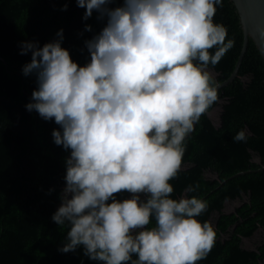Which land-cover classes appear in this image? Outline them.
<instances>
[{
  "label": "clouds",
  "instance_id": "9594fccd",
  "mask_svg": "<svg viewBox=\"0 0 264 264\" xmlns=\"http://www.w3.org/2000/svg\"><path fill=\"white\" fill-rule=\"evenodd\" d=\"M112 2L77 0L84 20L95 12L105 22L85 41L83 66L62 47L63 29L42 47L20 42V54L31 53L22 72L37 85L25 107L59 125L53 142L70 153L51 217L69 227L58 251L82 247L98 264H196L216 241L212 224L197 219L207 202L171 198L169 181L181 169L186 138L218 100L208 67L234 46L213 22L223 0ZM233 140H246V131Z\"/></svg>",
  "mask_w": 264,
  "mask_h": 264
},
{
  "label": "trees",
  "instance_id": "16d2710c",
  "mask_svg": "<svg viewBox=\"0 0 264 264\" xmlns=\"http://www.w3.org/2000/svg\"><path fill=\"white\" fill-rule=\"evenodd\" d=\"M122 3L113 0L111 7ZM65 4L67 10H62ZM85 11L77 0H0V56L8 62L0 59V264H98L84 255L82 247L58 251L69 227H59L51 217L61 204L70 153L53 142L52 131L59 125L26 109L37 85L35 76L22 72L31 53L20 54V42L38 41L42 47L63 29L62 47L85 65L90 59L85 41L105 26L95 12L84 20ZM213 22L227 28L225 42L234 40L222 59L208 67L216 70L217 84L233 72L244 34L231 0L217 6ZM86 25L92 31H85ZM217 91V102L185 140L181 169L169 181L174 189L171 198L195 196L207 202L197 219L212 224L216 241L196 264H262L264 241L255 249L242 246L243 238L264 228V59L252 39L237 77ZM218 105L222 111L216 125L210 111ZM241 130L246 131V140L234 141ZM116 195L121 200L130 196ZM236 199L241 202L235 210L225 212L226 202ZM155 223L153 219L146 227Z\"/></svg>",
  "mask_w": 264,
  "mask_h": 264
},
{
  "label": "water",
  "instance_id": "95a60500",
  "mask_svg": "<svg viewBox=\"0 0 264 264\" xmlns=\"http://www.w3.org/2000/svg\"><path fill=\"white\" fill-rule=\"evenodd\" d=\"M240 17L244 40L236 66L231 75L222 82H218V89L231 83L239 72V67L248 49L250 39L253 40L264 59V0H231ZM6 65L8 62L0 56ZM216 73V70H213ZM217 89V90H218ZM241 173V172H239ZM237 173V174H239ZM235 176V175H233Z\"/></svg>",
  "mask_w": 264,
  "mask_h": 264
},
{
  "label": "rangeland",
  "instance_id": "374dc122",
  "mask_svg": "<svg viewBox=\"0 0 264 264\" xmlns=\"http://www.w3.org/2000/svg\"><path fill=\"white\" fill-rule=\"evenodd\" d=\"M208 70L212 73V75L215 74V72L212 69H208ZM221 111H222V107L218 105L210 112V116L212 117L216 125H218L221 120ZM256 160L259 161L258 158H256ZM240 202H241L240 199L227 201L225 206V212H231L235 210V207L239 205ZM263 241H264V228H260L252 237L243 238L242 246L248 249H255Z\"/></svg>",
  "mask_w": 264,
  "mask_h": 264
},
{
  "label": "flooded vegetation",
  "instance_id": "af4514ba",
  "mask_svg": "<svg viewBox=\"0 0 264 264\" xmlns=\"http://www.w3.org/2000/svg\"><path fill=\"white\" fill-rule=\"evenodd\" d=\"M243 241V240H242Z\"/></svg>",
  "mask_w": 264,
  "mask_h": 264
}]
</instances>
